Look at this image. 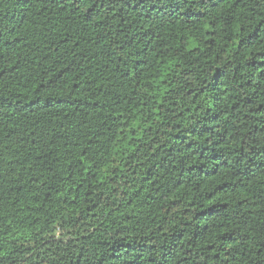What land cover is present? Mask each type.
Returning a JSON list of instances; mask_svg holds the SVG:
<instances>
[{
    "label": "trees",
    "instance_id": "16d2710c",
    "mask_svg": "<svg viewBox=\"0 0 264 264\" xmlns=\"http://www.w3.org/2000/svg\"><path fill=\"white\" fill-rule=\"evenodd\" d=\"M0 264H264V0H0Z\"/></svg>",
    "mask_w": 264,
    "mask_h": 264
}]
</instances>
